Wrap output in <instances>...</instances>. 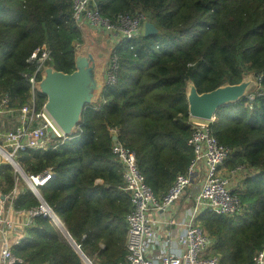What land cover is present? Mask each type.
<instances>
[{"label":"trees","instance_id":"obj_1","mask_svg":"<svg viewBox=\"0 0 264 264\" xmlns=\"http://www.w3.org/2000/svg\"><path fill=\"white\" fill-rule=\"evenodd\" d=\"M93 1L112 22L120 13L145 12L158 32L121 40L111 50L119 57L114 82L82 111L73 140L46 153H22L19 160L30 174L53 169L54 178L39 188L40 194L83 254L118 263L125 256L130 200L109 129L134 151L155 196L163 195L193 156L187 146V83L204 92L255 74L262 75L264 86V0ZM71 12V0H0V97L7 94L14 104L25 100L28 84L20 73L31 71L26 59L42 45L50 52L47 65L74 69L73 43L81 33ZM38 97L45 101L44 95ZM215 115L212 134L231 149L226 166L249 169L233 190L242 212L233 217L202 212L197 220L214 240L210 253L220 257L219 264H251L264 245V97H256L251 108L243 98ZM0 184L3 192L12 187L7 164L0 167ZM37 203L25 190L14 208ZM25 234L12 248L25 264H80L47 218L36 217Z\"/></svg>","mask_w":264,"mask_h":264},{"label":"built area","instance_id":"obj_2","mask_svg":"<svg viewBox=\"0 0 264 264\" xmlns=\"http://www.w3.org/2000/svg\"><path fill=\"white\" fill-rule=\"evenodd\" d=\"M71 5L72 20L76 27L79 30L98 28L106 31L112 50L121 40L130 41L138 37L146 19L142 13H120L112 22L99 14L93 0H71ZM81 44L82 40L73 43L74 52ZM50 60V52L45 45L37 48L26 59L32 69L20 73L28 84L27 95L21 104H14L7 94L0 97V167L7 164L13 170L10 190L3 192L0 184V264H25L23 258L13 253L12 248L28 237L25 229L32 227L36 217L47 218L55 228L61 229L63 226L39 191L40 187L54 178L53 169L47 167L40 173L30 174L19 160L22 153H46L74 139V136L60 131L46 112L44 102L41 103L38 97L36 84L41 70ZM118 66L119 57L111 52L105 68L106 84L114 82ZM261 76L253 77L257 85L244 97L250 108L256 97H264ZM215 120L189 116L190 136L187 146L193 156L186 170L177 173L165 193L158 197L138 169L134 151L118 139L114 129H109L112 135L111 152L121 164L123 190L128 193L130 200V209L125 215V256L118 263L95 261L86 257L78 244L74 242L73 245L71 242L80 264H219L220 257L210 253L214 240L197 218L202 212L227 217L239 215L242 204L233 190L249 169L245 165L233 168L226 166L231 149L212 134L211 125ZM20 178L26 187L21 185ZM193 185L197 186V192L189 196L191 204L185 210V217L176 223L178 228L171 225L173 222L163 224L165 220L153 218V214L163 215L184 195L187 196L188 189ZM25 190H29L38 203L28 209H15V199ZM161 229L165 232L163 240ZM81 238L84 239L85 235ZM173 238L181 248V254L169 250ZM38 264L50 263L45 261ZM251 264H264V245L253 255Z\"/></svg>","mask_w":264,"mask_h":264},{"label":"water","instance_id":"obj_3","mask_svg":"<svg viewBox=\"0 0 264 264\" xmlns=\"http://www.w3.org/2000/svg\"><path fill=\"white\" fill-rule=\"evenodd\" d=\"M143 29L145 36L158 32L155 25L149 21L144 23ZM80 33L82 44L74 52V69L71 72H63L47 65L41 70L36 84L37 92L45 96L44 108L48 115L61 132L71 136L77 132L82 111L96 104L101 96L106 85L105 68L111 55L98 47L93 54L95 43L88 39L84 29H80ZM96 56L101 60L99 65ZM256 85L253 76L247 75L238 83H224L212 90L198 92L194 83L189 81L185 92L188 115L213 120L218 108L239 102ZM61 229L62 231L59 227L56 228L59 236L73 248L71 242L74 245V241L63 226Z\"/></svg>","mask_w":264,"mask_h":264},{"label":"crops","instance_id":"obj_4","mask_svg":"<svg viewBox=\"0 0 264 264\" xmlns=\"http://www.w3.org/2000/svg\"><path fill=\"white\" fill-rule=\"evenodd\" d=\"M188 195L185 198H182L180 200H178L171 208L170 210H168L166 213H164L163 215H154L153 214V218L157 219L158 221H163V224H167L166 222H173V224H171L172 226H175L178 228V226H176L177 222H180L184 217L185 214H187V211L185 212V210L190 206V201L191 199L189 198V196H192L194 193L197 192V186L193 185L188 189ZM167 220V221H166ZM170 225V226H171ZM167 229V228H166ZM161 235H162V240L163 237L165 235V232L163 229H161ZM175 236V235H174ZM176 238V236H175ZM101 249L104 248L103 244L99 245ZM167 249V248H166ZM169 250L175 254H181L182 250L179 247V245L176 243L175 239L173 238L170 246H169Z\"/></svg>","mask_w":264,"mask_h":264},{"label":"rangeland","instance_id":"obj_5","mask_svg":"<svg viewBox=\"0 0 264 264\" xmlns=\"http://www.w3.org/2000/svg\"><path fill=\"white\" fill-rule=\"evenodd\" d=\"M137 13H141V12H136L134 14H137ZM142 14L145 15L146 19L144 20V23L148 22L149 21V16L145 13V12H142ZM133 15V14H132ZM84 31L86 32V34L88 35V39L91 41V42H94L95 43V47L93 48L92 52L93 54L96 53L97 51V47L99 49H101L102 51H104L105 53L109 54L111 53V50H112V46H111V42H110V36L109 34L102 30V29H98V28H85ZM143 27L140 28V31H139V34L140 35H143ZM97 57V56H96ZM97 64L99 65V63L101 62V60L97 57ZM248 75H251V76H255V74H248ZM247 76V74H246ZM253 76V77H254ZM23 155V154H22ZM21 157V156H20ZM25 161V159H24ZM24 168V167H23ZM19 181L21 182V185L22 186H25V184L23 183L22 179L20 178ZM26 187V186H25ZM186 195H184L182 198H185ZM181 198V199H182Z\"/></svg>","mask_w":264,"mask_h":264},{"label":"bare ground","instance_id":"obj_6","mask_svg":"<svg viewBox=\"0 0 264 264\" xmlns=\"http://www.w3.org/2000/svg\"><path fill=\"white\" fill-rule=\"evenodd\" d=\"M61 230V229H60ZM62 231V230H61ZM69 239V238H68Z\"/></svg>","mask_w":264,"mask_h":264},{"label":"clouds","instance_id":"obj_7","mask_svg":"<svg viewBox=\"0 0 264 264\" xmlns=\"http://www.w3.org/2000/svg\"><path fill=\"white\" fill-rule=\"evenodd\" d=\"M246 76V75H245ZM216 118V117H215ZM74 136V135H73Z\"/></svg>","mask_w":264,"mask_h":264}]
</instances>
